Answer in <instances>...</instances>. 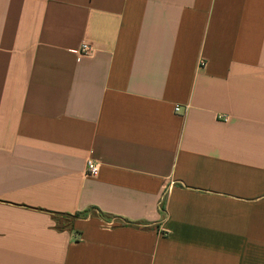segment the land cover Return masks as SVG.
I'll use <instances>...</instances> for the list:
<instances>
[{"label": "crops", "instance_id": "0c3cea01", "mask_svg": "<svg viewBox=\"0 0 264 264\" xmlns=\"http://www.w3.org/2000/svg\"><path fill=\"white\" fill-rule=\"evenodd\" d=\"M0 264H264V0H0Z\"/></svg>", "mask_w": 264, "mask_h": 264}, {"label": "built area", "instance_id": "2783aa9c", "mask_svg": "<svg viewBox=\"0 0 264 264\" xmlns=\"http://www.w3.org/2000/svg\"><path fill=\"white\" fill-rule=\"evenodd\" d=\"M79 59L90 58L95 54V49L88 42H82L76 49L71 50ZM203 62V61H202ZM179 107H174V111L178 112ZM99 165L91 159L86 160L84 166V174L88 177H95L98 174ZM166 232V231H165Z\"/></svg>", "mask_w": 264, "mask_h": 264}]
</instances>
